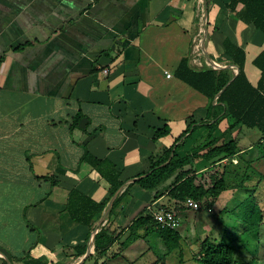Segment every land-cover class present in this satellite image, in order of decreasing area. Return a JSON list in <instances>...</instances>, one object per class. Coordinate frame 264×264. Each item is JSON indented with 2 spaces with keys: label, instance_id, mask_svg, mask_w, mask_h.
I'll use <instances>...</instances> for the list:
<instances>
[{
  "label": "crops",
  "instance_id": "crops-1",
  "mask_svg": "<svg viewBox=\"0 0 264 264\" xmlns=\"http://www.w3.org/2000/svg\"><path fill=\"white\" fill-rule=\"evenodd\" d=\"M226 3L0 0V264H26L29 258L49 264H133L141 259L182 264L167 261L170 251H162L167 246L157 224H137L141 216L154 217L161 207L174 209L180 221L176 249L185 243L191 249L214 231L216 214L232 204L250 168L262 175L252 187L255 196L258 189L264 194V151L253 145L264 144L262 135L231 128L225 109L214 117L218 111L210 106L219 103L177 74L184 58L196 70L211 65V58L225 67L215 69L231 68L234 76L238 65L226 53L229 41L245 50V72L257 84L260 71L253 59L264 48V33L240 20ZM164 128L168 132L157 135ZM252 136L258 142H250ZM230 139H237L239 152L216 163L229 188L214 200L212 211L172 199L168 192L174 177L152 190L131 180L149 173L151 160L173 146L172 158L183 140L179 157L197 148L200 154L178 170L210 174L214 164L201 156L203 146ZM86 154L110 161L120 172L124 187L119 195L124 196L112 217L108 208L114 194ZM72 191L99 203L108 200L91 225L73 219ZM262 196L256 204L264 220ZM109 218L118 236L97 257L95 236Z\"/></svg>",
  "mask_w": 264,
  "mask_h": 264
},
{
  "label": "trees",
  "instance_id": "trees-1",
  "mask_svg": "<svg viewBox=\"0 0 264 264\" xmlns=\"http://www.w3.org/2000/svg\"><path fill=\"white\" fill-rule=\"evenodd\" d=\"M226 6L232 11H237V17L240 20L254 24L257 29L264 33V0H227ZM225 48L226 53L232 57L231 62L237 64L240 69L239 74L228 85L227 83L234 74L233 69H215L211 65L205 64L203 69L196 70L189 65L188 58H184L181 61L177 74L185 82L210 98L211 101L216 100L219 103L210 106L212 111H215V109L218 111L214 114V117L220 115L225 109V115L230 120L231 128L239 126L257 129L264 138V48L253 59V64L260 71V78L256 85L249 80L244 69L246 62L245 50L229 41L225 42ZM224 87L225 89L218 95ZM217 122L209 123L208 126L213 128ZM190 130L191 127L179 136L177 141L181 140L182 136L186 135ZM167 132L168 128L160 129L157 131V135H163ZM184 143L185 141L183 140L177 145V148ZM177 148L174 150L172 158H170V154L173 146L165 151L164 156L155 161L152 159L151 171L136 182L143 188L152 190L174 177V183L168 193L172 199L180 202L179 205L186 202L188 198L200 202L201 207L202 205L207 206L208 203L206 204L205 202L208 200H211L209 205H213L214 200L229 188L228 178L224 172L217 170L216 163L224 158H232L239 152L237 139L224 140L219 143L210 141L203 146L205 152L201 156L211 162V164H214L210 174L200 173L199 175L191 169L179 171L178 169H183L193 157L200 154L198 152L200 149L197 148V152L195 151L190 155L179 157ZM85 159L107 180L110 185L111 195L123 185L124 182L120 179V172L113 163L108 160L95 159L90 154H86ZM169 159L170 161L167 164L161 166ZM123 196L124 192L116 198L110 211V217H112L114 209H116ZM107 202L108 200L99 203L78 191H72L70 193L69 210L74 220L85 225H91L95 216L106 207ZM256 207L250 208L251 214L247 221V229L259 226L262 223V212L258 204H256ZM253 216H256L257 219ZM110 220L109 218L108 222L102 226L95 236V256L97 257L104 255L118 236L115 232H111L113 222ZM138 223H143V225L156 223L167 248L173 250L178 246L179 235L176 229L162 227L152 214L148 213L146 216H141L137 221ZM199 261L202 264H252L246 261H239L235 258L234 250L230 245L215 241L210 237L205 238L201 243ZM25 263L49 264L41 258H29Z\"/></svg>",
  "mask_w": 264,
  "mask_h": 264
},
{
  "label": "rangeland",
  "instance_id": "rangeland-1",
  "mask_svg": "<svg viewBox=\"0 0 264 264\" xmlns=\"http://www.w3.org/2000/svg\"><path fill=\"white\" fill-rule=\"evenodd\" d=\"M245 129L247 131L248 130L251 131V133L253 134L257 133V136L262 135V133L257 129H249V128H245ZM253 137L254 136H252L251 138L252 141L250 142H253L254 140ZM254 142H258V140L257 141L254 140ZM253 145H255L257 149H259L260 147L261 150L264 151V144L261 145L259 143H253ZM261 178H262V175L258 173V171L254 168L253 169L250 168L248 172H246V174L241 176V180L243 182L242 184L244 186H242V188L239 189L236 195V198L233 200L232 204H230L228 208L220 212V214L218 215L216 214V216H219L218 217L219 219H218V223L214 231L211 233H208V235H205V238H207L206 236H209L211 239L215 241L224 242L230 245L234 250V256L236 259H238L239 261L250 262L252 264H264V220H262L263 223H261L259 226H255V227H252L251 229H247L248 228L247 221L250 218V214H251L250 208H252L253 206L257 208L256 201L258 200V196L260 197L263 195L262 197L264 198L263 193L259 195V189L256 192L257 197L255 196L256 188L252 189V187H254L255 184L256 185L259 184V182L261 181ZM210 201L211 200H208L205 202L206 204L208 203L207 206L202 205V207L200 206V208L196 210H200L204 208L205 211L207 210L212 211L213 210L212 205H209ZM263 207H264V204H263ZM189 213L196 214V211L191 209ZM256 216H253V217L257 219ZM183 223H185V221H183ZM178 227L179 226H177V228ZM217 231L221 233V237H219L216 234ZM201 243L200 244L197 243V245H194V246L190 245L191 249L189 248L187 249L188 246H186V243L185 245L181 244L182 248L178 249L181 253L177 251L176 248H174V251L169 250L170 252L168 255L170 257L167 258V261L171 262L172 259L174 258V260L176 259L177 262L181 261L182 264H202L199 261ZM150 245L151 244H149V246ZM143 246L145 248L146 244ZM155 246L156 245H154V247ZM164 247L165 246H163L162 251L165 254L166 252L165 249L167 247L165 248ZM157 256H160V255H157ZM146 262H147V259L146 260L141 259L133 264H146ZM161 262H164V259H162ZM86 264H90V261H88Z\"/></svg>",
  "mask_w": 264,
  "mask_h": 264
},
{
  "label": "built area",
  "instance_id": "built-area-1",
  "mask_svg": "<svg viewBox=\"0 0 264 264\" xmlns=\"http://www.w3.org/2000/svg\"><path fill=\"white\" fill-rule=\"evenodd\" d=\"M167 75L168 77L171 76V74L168 72H167ZM186 205L194 209H199L201 206V203L192 198H188ZM154 218L162 227H168V228L175 229L180 224L177 212L173 209H167V208L161 207L154 213Z\"/></svg>",
  "mask_w": 264,
  "mask_h": 264
},
{
  "label": "water",
  "instance_id": "water-1",
  "mask_svg": "<svg viewBox=\"0 0 264 264\" xmlns=\"http://www.w3.org/2000/svg\"><path fill=\"white\" fill-rule=\"evenodd\" d=\"M205 16H206V18H207V16H208V13H207V11H206V13H205ZM205 31H206V35H205V37H204V40H203V48L205 47V41H206V37H207V28H205ZM208 60L210 61V64L214 67V68H225V67H219V66H217V64L211 59V58H208ZM239 72H240V69H239V67H236V74L229 80V82L227 83V85L239 74ZM226 85V86H227ZM225 86V87H226ZM225 87L219 92V94L218 95H220L221 93H222V91L225 89ZM217 95V96H218ZM168 163V161L167 162H165V163H163L161 166H163V165H165V164H167ZM148 173H146L145 175H142L141 177H143V176H146ZM141 177H138V178H136V179H131L132 181H135V180H137V179H140ZM124 187V185H122L115 193H114V195H113V197L111 198V201H110V204H109V208H108V210H110L111 208H112V205L114 204V201L116 200V198H117V196L119 195V193H120V191L122 190V188ZM104 219H105V217L102 219V221H101V223L104 221ZM89 256V252L86 254V256H85V258L86 257H88ZM84 260L85 259H83L82 261H81V263H83L84 262ZM8 262H9V260H8Z\"/></svg>",
  "mask_w": 264,
  "mask_h": 264
}]
</instances>
